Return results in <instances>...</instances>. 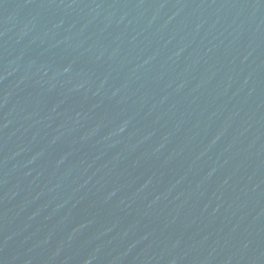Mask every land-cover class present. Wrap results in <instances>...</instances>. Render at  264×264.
<instances>
[{"label":"water","instance_id":"1","mask_svg":"<svg viewBox=\"0 0 264 264\" xmlns=\"http://www.w3.org/2000/svg\"><path fill=\"white\" fill-rule=\"evenodd\" d=\"M0 264H264V0H0Z\"/></svg>","mask_w":264,"mask_h":264}]
</instances>
